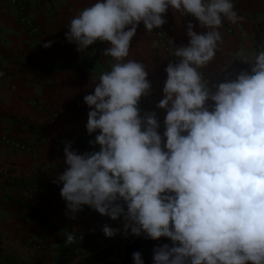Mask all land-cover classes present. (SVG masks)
<instances>
[{"label": "clouds", "instance_id": "clouds-1", "mask_svg": "<svg viewBox=\"0 0 264 264\" xmlns=\"http://www.w3.org/2000/svg\"><path fill=\"white\" fill-rule=\"evenodd\" d=\"M169 6L212 30L198 34L189 23L188 45L174 50L179 63L165 69L162 147L155 114L141 118L138 108L151 87L145 66L121 61L139 24L161 27ZM222 17L237 21L232 0H97L65 33L78 52L108 42L103 54L116 63L83 98L99 151L77 154L68 142L60 196L73 219L89 205L112 220L123 215L133 236L170 239L171 247L153 249V264H264V52L250 72L212 92L198 69L214 57ZM117 231L103 228L109 238ZM74 242L68 234L66 243ZM132 259L144 264L140 252Z\"/></svg>", "mask_w": 264, "mask_h": 264}, {"label": "crops", "instance_id": "crops-1", "mask_svg": "<svg viewBox=\"0 0 264 264\" xmlns=\"http://www.w3.org/2000/svg\"><path fill=\"white\" fill-rule=\"evenodd\" d=\"M17 1L38 34L30 36L19 25L18 7L12 0H0V72L4 73L0 76V264H6L7 255L31 264H54L56 249L68 234L98 237L107 225L118 230L114 237L106 238L109 246L126 222L123 215L112 220L89 205H82L73 219L60 195L39 188L48 181L62 188L56 181L67 167L64 149L68 142L77 154L96 152L91 144L99 130L87 132L91 109L83 98L94 92L99 75L110 71L116 61L103 54L110 47L108 42L96 41L78 52L76 43L65 38L71 19L97 0ZM232 3L238 19L232 23L222 17L214 57L198 69L204 81L236 59L255 57L257 47L264 50V0ZM162 18L178 46L189 43V23L198 34L212 30L170 6ZM49 41L51 46L43 47ZM130 60L145 66L151 85L138 103L140 116L154 113L157 132L164 133L166 109L157 104L163 99L167 61L142 22L121 62ZM5 134L25 142L31 152H10L1 142ZM29 216H42L45 222Z\"/></svg>", "mask_w": 264, "mask_h": 264}, {"label": "trees", "instance_id": "trees-1", "mask_svg": "<svg viewBox=\"0 0 264 264\" xmlns=\"http://www.w3.org/2000/svg\"><path fill=\"white\" fill-rule=\"evenodd\" d=\"M261 52H264V50L257 47L255 57L251 59H236L224 69L209 74L206 80L207 87L212 92H215L216 85L223 82L235 80L237 75L241 71L250 72L252 66L255 64L257 55ZM205 106L209 111H211L214 108V102L208 100L206 101ZM163 130L165 131V127L163 128ZM91 145L93 149L99 151V145L95 143ZM39 188H44L50 192H53L54 194L60 195L61 189L57 187L56 183L53 181H48L44 186H41ZM29 218L40 219L45 222L42 216H29ZM73 235L75 237L74 243L67 244L65 242L64 244L59 245V247L56 249L54 264H113L110 260V256L113 252V247L106 246V239H103L102 242H98L93 235ZM168 241L169 240L165 242L167 243ZM157 242L161 241H159L158 239L152 240L144 235L132 244L120 248L119 251L121 264H134V261L132 259V254L134 252H140L144 264H153L151 251L153 245ZM4 261L6 264H31L9 255L5 256Z\"/></svg>", "mask_w": 264, "mask_h": 264}, {"label": "built area", "instance_id": "built-area-1", "mask_svg": "<svg viewBox=\"0 0 264 264\" xmlns=\"http://www.w3.org/2000/svg\"><path fill=\"white\" fill-rule=\"evenodd\" d=\"M12 3L16 4L18 7V21L19 25L22 26L30 36H34L38 34V28L34 24V22L28 17V15L24 12V8L21 3L17 0H12ZM143 25V23H142ZM144 28V25H143ZM145 29V28H144ZM146 32L152 35L155 39L156 45L161 49L164 54L165 60L167 61V66L171 64H177L180 61L179 57L174 55V50L179 47L178 45L173 44L171 40V35L169 30L164 23L161 27L153 28L151 31L145 29ZM1 142L10 152H31V148L25 142L5 134L1 137ZM57 151H61L60 148ZM121 205L124 206V210L127 211L126 205L121 202ZM146 235L145 233H141L140 236L136 237L131 234L130 228L125 230L124 227L121 228L119 235L117 236L114 244L120 249L126 245H130L133 242L137 241L142 236ZM161 242H165L170 240L165 237H161L158 239Z\"/></svg>", "mask_w": 264, "mask_h": 264}, {"label": "rangeland", "instance_id": "rangeland-1", "mask_svg": "<svg viewBox=\"0 0 264 264\" xmlns=\"http://www.w3.org/2000/svg\"><path fill=\"white\" fill-rule=\"evenodd\" d=\"M162 130V129H161ZM163 131V130H162ZM161 135L162 137V147H163V144L166 142V138L163 137V132L161 133H158ZM100 237V238H99ZM114 237V236H112ZM110 237V238H112ZM106 239L107 237L104 235V233L102 232L101 236H98V237H95L96 241L98 242H102L103 239ZM166 243V242H165ZM164 242H157L156 244L153 245L152 247V251H151V255L153 256V249L157 246H161V245H164L165 244ZM167 245H169V247L172 246V242L169 240L167 243ZM109 246H112L113 247V252L110 256V260L113 264H121V259H120V249L113 243ZM79 249V248H78Z\"/></svg>", "mask_w": 264, "mask_h": 264}]
</instances>
